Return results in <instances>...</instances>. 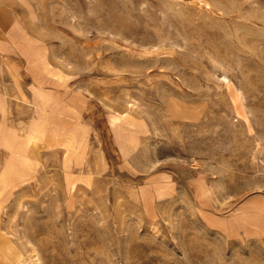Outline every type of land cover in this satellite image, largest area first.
Wrapping results in <instances>:
<instances>
[{"label": "rangeland", "instance_id": "rangeland-1", "mask_svg": "<svg viewBox=\"0 0 264 264\" xmlns=\"http://www.w3.org/2000/svg\"><path fill=\"white\" fill-rule=\"evenodd\" d=\"M20 1L0 264H264V0Z\"/></svg>", "mask_w": 264, "mask_h": 264}, {"label": "crops", "instance_id": "crops-1", "mask_svg": "<svg viewBox=\"0 0 264 264\" xmlns=\"http://www.w3.org/2000/svg\"><path fill=\"white\" fill-rule=\"evenodd\" d=\"M29 26L30 24L27 9L20 0H0L1 38L11 43V35L9 34V31L14 27H18L19 31L20 27L25 28L27 33L31 36L32 34H30L31 31ZM47 56L48 60L51 62L52 58L50 53ZM1 73H3V75H1ZM18 77L19 79L17 80ZM1 78H4V80H0V83L27 84L25 94H27L29 98H32L31 87L34 86L36 82L30 68L28 67L26 58L15 46H10L2 50L0 49V79ZM49 82L51 83L45 85L44 89L52 91L54 97H60L61 94L64 93L63 89L54 86V81L50 80ZM0 95H4L2 90ZM7 95V100L9 101L11 96L8 92ZM204 224L206 227L211 228L205 221Z\"/></svg>", "mask_w": 264, "mask_h": 264}]
</instances>
